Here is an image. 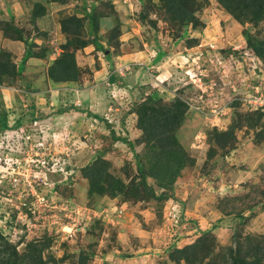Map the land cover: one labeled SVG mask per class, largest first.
Listing matches in <instances>:
<instances>
[{"label": "rangeland", "instance_id": "1", "mask_svg": "<svg viewBox=\"0 0 264 264\" xmlns=\"http://www.w3.org/2000/svg\"><path fill=\"white\" fill-rule=\"evenodd\" d=\"M238 7L0 0V141L23 147L0 167L2 264H188L173 248L206 232L195 264L236 244L264 264V17Z\"/></svg>", "mask_w": 264, "mask_h": 264}, {"label": "trees", "instance_id": "2", "mask_svg": "<svg viewBox=\"0 0 264 264\" xmlns=\"http://www.w3.org/2000/svg\"><path fill=\"white\" fill-rule=\"evenodd\" d=\"M222 5H224L225 7L229 8V10L235 14L236 10L239 8V4L243 5V8L246 11L251 12L252 14V19L255 21H259L261 18L264 17V0H218ZM235 1V2H233ZM231 2V3H229ZM236 3V4H234ZM237 6L235 9H232L233 6ZM246 39H250L249 37H246ZM248 44L250 45V47L252 48V50L254 52H256L257 54H261L263 49H261L260 47H258V45H254L253 43L250 44L248 41ZM177 108H179V105H181V102H177ZM26 117V115L24 117H20L19 119H17L15 121L14 126H19L21 124H23L22 122L24 121L23 119L26 118V120H32L33 117ZM5 125V122L3 123V126ZM176 159L179 160V163L177 164L176 170L174 172L179 171V169L183 166L184 163H180L182 162V160H184V153L178 152L176 154H174ZM179 156V157H178ZM142 177L144 179V177L146 176V172L144 170H140ZM167 172V177H169V179L167 181H163V177L159 176L158 174H155V178L157 181V185L160 187H168L170 186V183H172L174 181V178L176 177L175 174H171V177L169 175L168 170L164 171ZM160 177V178H159ZM93 184V182L91 183ZM145 184V183H144ZM163 195H165L164 193H162L161 195H159V198H162ZM2 239V235L0 234V240ZM234 240V239H233ZM213 241V236L210 232H206L204 234H202V236L197 237V239H195L193 242L186 244L182 247H175L173 248V251L170 254V259L175 263H179L181 260H183L184 262L188 263V264H195L196 262H200L202 260L207 259L209 257V255L212 253V245L210 244ZM208 243V244H207ZM235 243V240H234ZM222 253L228 252L231 256V262H229L225 255L220 254L219 258L220 260V264H253V261H247L245 259H238L236 257V250H239L238 245L236 244V250L233 247H229L228 245H221ZM215 257H218L217 255ZM255 262H259L258 259H256ZM0 264L1 260H0ZM216 264V263H214ZM260 264V263H258Z\"/></svg>", "mask_w": 264, "mask_h": 264}, {"label": "built area", "instance_id": "3", "mask_svg": "<svg viewBox=\"0 0 264 264\" xmlns=\"http://www.w3.org/2000/svg\"><path fill=\"white\" fill-rule=\"evenodd\" d=\"M249 104H251L254 109H262V110H264V94H260L257 97H255L254 99L249 100ZM14 124H15V122L13 123V125H11V127H9L8 129H5L3 131V133L5 135L11 136L12 134L16 133L18 129L20 131L23 130L22 127H19V126H17V128H14ZM14 147L10 146L9 143L4 144L3 140L0 141V167H3V165L5 164V166L7 168L13 169V170H11V172H9L10 173V178L15 173V170H17V169L19 170L20 166H21V164H20L21 155H20L19 150H21L23 147L20 146L19 150H15ZM30 150L31 149H29V151ZM27 165L29 167L35 165L33 163L32 157H28ZM16 167H17V169H16ZM3 172H7V171H3Z\"/></svg>", "mask_w": 264, "mask_h": 264}, {"label": "crops", "instance_id": "4", "mask_svg": "<svg viewBox=\"0 0 264 264\" xmlns=\"http://www.w3.org/2000/svg\"><path fill=\"white\" fill-rule=\"evenodd\" d=\"M129 56H134V55H129ZM160 76V75H159ZM190 243V242H189ZM188 244V243H187ZM107 255V254H106ZM109 255H107L105 258H108ZM133 260H135V258H133ZM141 260L144 261L145 258L144 257H141Z\"/></svg>", "mask_w": 264, "mask_h": 264}]
</instances>
